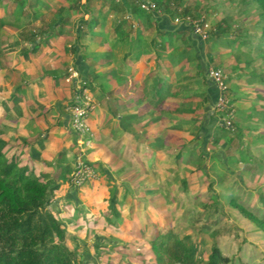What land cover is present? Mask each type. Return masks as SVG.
<instances>
[{"label":"trees","instance_id":"16d2710c","mask_svg":"<svg viewBox=\"0 0 264 264\" xmlns=\"http://www.w3.org/2000/svg\"><path fill=\"white\" fill-rule=\"evenodd\" d=\"M12 1L9 10L11 15H15V12L19 15L24 14V9L28 6L36 8L44 4L43 0ZM65 1L69 5L63 4L59 8L58 16L46 25L49 28L39 27L31 30L29 34L25 33L33 46H23L18 56L36 53L44 39L61 35L62 30L55 31L56 25L65 26L72 12H75L91 13L90 19L85 20L83 17L77 23L79 34L72 45V51L86 59L87 55L81 49L82 39L86 33L85 26L93 29L97 24H104L112 14L113 22L108 34L115 36L111 38V50L102 57L106 59V63H114L117 49L124 48V54L121 58L122 63L118 62L117 67L112 69L115 87L111 90H125L132 86L133 69L138 63L146 60L143 70L147 72L143 78L135 80L141 93L135 100V105L141 107L130 116L151 119L149 125L151 136L149 137V131H146L142 139L155 144L157 151L163 147L174 150L176 163L180 165L185 163L188 168L186 175L179 180L183 189L193 191L196 188L204 189L206 186L212 193V200L210 199L206 205H216L218 200L214 189L215 180L211 182L207 180L208 171L205 163L208 156L203 147L208 142L207 134L203 132L206 131L204 120L209 114L207 106L210 94L208 90L197 87L195 91L201 95V100L196 107H191V98L181 99L188 88L183 86V83L191 85L193 81L200 79L204 87L209 84L205 74L207 71L202 65L199 51L192 38V26L187 23L191 8L189 6L182 8L183 0H155L158 6L163 8V13L154 14L143 10L137 0ZM252 1L260 9L259 50L262 51H259L258 55L262 59V64L259 70H252L253 60L249 57L250 52L240 49L238 58L242 54L246 56L245 66H235L234 70H239L244 73L242 75L248 77L247 92L240 94H244L246 98L250 96L256 99L254 105L257 103L261 105L259 107L264 108V0ZM2 3L3 0H0V9ZM94 6H100L98 13L95 12ZM139 10L145 12V16H142ZM135 13L141 15V27L131 38L129 22ZM9 14L0 12V264H83L81 258L84 246L77 243L75 245L74 240L77 238L76 230L81 233L90 228L111 239L109 241L112 244L94 243L96 253L102 256L104 253L110 254L109 252L115 249L116 255L112 257L117 259V264H228L231 258L222 252L215 241L209 249L203 250L201 239H195L191 231H179L181 224L174 218L176 209L168 207L167 196L144 160H141L136 175H133L129 182L118 183L103 172L97 186L95 184L94 189L93 185L87 188L84 194V197H87L88 192L93 190L92 198L97 197L93 203V210L87 209L86 218H78L73 222L71 212L64 213L67 221L61 218L55 209L58 196L68 187H71L70 191L74 194H78L79 190L71 183L73 163L72 158L68 157V151L73 155L77 153L78 144L75 139L68 150H62L60 140L52 136V128L48 125L44 127L42 124L43 130L35 135L30 133L29 120H25L26 114L33 115L34 121L37 122L38 119L43 120L49 116L51 110L47 109L45 112L40 110L39 113L31 105H22V96L18 93L20 90H26L27 83H19L13 89L16 91L13 95L2 98L3 91L11 90V86L6 83V74L2 75L5 70L2 59L7 53L18 50L20 46L10 44L4 39V30L9 23L6 17ZM180 16L185 22L178 29V24L172 22ZM164 19L166 20L162 23ZM232 25L230 18L225 17L211 32L216 37L229 34L234 37L237 32L230 33ZM238 35L236 39H239L238 43L242 46L246 41H241L242 38ZM106 39L109 41V38ZM178 39L184 44L181 49ZM185 66L188 69L180 74ZM74 67H78V64L76 63ZM76 69L81 75L78 68ZM65 78H68L66 82L69 79L73 80L71 90H75L74 77L68 70L60 78L55 79V84L63 85ZM99 78L100 76L97 77ZM44 80L45 78L38 79L36 82ZM87 85L91 87L92 84L87 82ZM239 98L240 96L235 97ZM72 103L73 99L69 105ZM165 114H170L167 121L163 119ZM215 118L216 115L212 120ZM233 120L234 118L230 126L225 124L223 127L219 126L218 131L232 133L237 130L243 134L241 124L238 121L235 124ZM221 137L211 141L214 148L220 147ZM199 152L201 162H204L201 166H194L192 164L195 160L194 155ZM240 152L242 153V150ZM148 155H151V152L147 150L146 157ZM159 157H163V154ZM219 159L226 163L231 157L224 155ZM201 176L204 179V186H200ZM167 181L170 184L171 180ZM232 203L264 232V215L255 214L238 203L236 198L232 199ZM108 246L110 248L103 253ZM114 263L111 260L102 262Z\"/></svg>","mask_w":264,"mask_h":264},{"label":"rangeland","instance_id":"374dc122","mask_svg":"<svg viewBox=\"0 0 264 264\" xmlns=\"http://www.w3.org/2000/svg\"><path fill=\"white\" fill-rule=\"evenodd\" d=\"M3 1L6 2V4L4 2L5 6L13 4V1L10 0ZM32 1L33 0H31V2ZM47 4V7L40 4L41 7L45 6L43 9L46 15L42 13L38 15L37 12L32 16H30L31 14L28 16L25 15L24 17H19L18 15L8 16L7 21L9 24L12 23L15 32L5 29V41L10 42V40H14L15 35L16 37L22 38L23 33H26V31L23 30L24 27L32 25L40 26L42 24V18L50 20L56 17L57 8H59L58 0H48ZM186 6L191 8V15L187 17V20H196L203 17L210 24L209 38L202 42L198 39L196 42V48L199 51L202 65L207 71V73L205 72L206 78L211 80L208 74L209 68H218L223 72L225 81L228 85L227 95L229 94V102L220 106H218V102L215 103L213 107L208 105L210 106L207 110L209 113L208 118L204 120L206 131L203 133L207 134L206 138L208 142H210L209 144L208 142L205 143V146H203L208 156L205 163L208 171L207 180L209 182L215 180L214 189L217 193L216 198L218 203L213 206L206 205L210 202L212 193L204 186L203 176L200 177V186H204V189L196 188L193 191H185L183 189L179 180L186 175L188 168L185 163H182V165L176 163L173 156L174 150H170L168 153L170 157L169 162L173 167L171 171H166V175L158 162H156L155 166L152 164L149 165L150 162L146 159V161L149 162H147V165L151 173L157 177L163 193L167 196L168 207L170 209H176L174 218L176 222L181 224L179 231H191L195 239H201L203 250L209 249L215 241L222 252L231 258L228 264H264V232L232 203V199L236 198L238 203H241L255 214L259 216L264 215V108L263 106L262 108L259 107L261 105H257V103L254 105L256 99H252L250 96L246 98L244 94H240L247 92L246 83H248V77L242 75L244 73L241 71L234 70L235 66H245L244 61L246 56L242 54L240 58H238V51L240 49L244 52H250L251 56L249 57L253 60L251 69H260L262 64V59L258 55L259 51H262L259 50V45L261 43V26L258 25V15L260 9L252 0H183L182 8ZM46 8H48V10ZM161 10L163 11V8H161ZM225 17L230 18L233 24L230 33L237 32L242 38L241 41H246L242 46L238 43L239 39H236L237 34L234 37H231L230 34V36L223 35L222 37H216L212 34L211 31L215 29L216 24ZM179 18L181 19L182 17L180 16ZM112 22L113 18H110L107 25H110ZM140 24L141 22L139 19L134 21L130 20L129 29L131 37L136 35L138 28L141 27ZM11 34H13V36H10ZM114 36L110 33L107 34L106 37L113 38ZM177 42L180 49L184 47L181 39H178ZM71 43L73 45L74 42ZM20 48L21 46H19L18 50H20ZM92 48L96 49V46H92ZM71 49L69 50L71 51ZM89 49L93 50L91 46ZM118 52L120 54L119 56L124 54V50L118 49ZM14 54V52L7 53L2 59L3 66L11 71L8 73L12 78V80H8L11 87L15 81L18 82L21 78V74L24 72L22 70L26 69V67H22L20 62L16 63L14 59L11 60ZM71 54L70 52V55ZM193 63L195 65L196 61ZM239 63L240 65H238ZM67 64L68 63L63 64L62 69L67 67L69 70L70 67H74L73 61ZM23 65L25 66L24 63ZM45 66L46 68L48 67L47 64H45ZM98 66L101 68V63ZM186 69H188L187 66L181 69L180 74ZM85 80H88L87 82L89 84L94 81L99 84L103 78L100 77L97 79V76H95L94 78L90 77V79L88 78ZM68 83L71 90L73 80L69 79ZM96 86L97 85L94 86V84L91 87L89 86L91 93ZM183 86H187L188 88L181 96V99L189 97L191 98V107L198 106L201 95L197 93L195 89H197V87L201 89L204 88L202 81L196 79L191 85L185 82ZM242 87L245 88L242 89ZM92 96L95 104L93 110H95L97 103L93 93ZM239 96V99H235V97ZM226 108L233 110V123L236 124V121H238V123L241 124L242 130H244L243 134L237 130H234L232 133H223L221 130L218 131L219 126H224L228 114ZM165 115L170 116V114ZM214 115H216V118L212 120ZM87 122L90 124L89 118ZM251 129L254 130L251 131ZM203 133L201 134L205 136ZM93 135L87 153L89 160L94 164V161L90 158V151L94 146V132ZM220 136H222L219 142L220 147L216 149L213 147L211 141ZM77 139L78 137L76 135V141ZM229 139H231V141H229ZM198 144L200 145L201 143L199 142ZM240 150H242V153ZM199 154L200 152L194 155L195 160L192 162L194 166H201L204 162H201ZM242 154H245V156ZM224 155L231 157L228 161L227 159L225 160V162L227 161L226 163H223L219 159V157ZM71 156L72 154L69 157ZM94 166L97 177L87 181L81 186L78 190V194L72 193V191H70L71 187H68L58 196L59 200L56 202L55 209L58 210L59 215L65 221H67L64 218L65 211L71 212V214L73 213L72 216L76 221L78 218L84 219L87 217V209L93 210V203L96 201L97 197L92 198L90 191L87 197H84V194L86 189L89 187L91 188L92 185L94 189L95 184L97 186L102 178L98 167L95 164ZM136 169L138 170V167ZM129 171H132V168H130L128 172ZM169 176H171V179H169L171 182L170 184H166ZM76 234L77 238L74 240V244L76 245L77 243L84 246L83 257L81 258L83 264H102V262L106 260H111L112 263H118L117 259L112 257L116 255L115 249L111 250L109 252L110 254L104 253L110 248L109 246L104 249V255L99 256L96 253L94 243L112 244L111 241H109L111 239L106 238L103 233H98L90 228L85 231L83 230L81 233L76 230Z\"/></svg>","mask_w":264,"mask_h":264},{"label":"crops","instance_id":"0c3cea01","mask_svg":"<svg viewBox=\"0 0 264 264\" xmlns=\"http://www.w3.org/2000/svg\"><path fill=\"white\" fill-rule=\"evenodd\" d=\"M43 1V5L47 7L48 0ZM4 2L5 1L2 3L0 12L2 14L5 12L9 14L11 4L5 6L6 2L5 4ZM58 3L59 8L63 4L69 5V3L65 0H58ZM45 6L41 7L38 5L36 8H30L28 6L26 9H24V14L21 13L19 15L17 12H15V15L24 17L25 15L28 16L31 14L30 16H32L37 12L38 15L40 13L46 15L45 10L43 9ZM99 7L100 6H94L96 13H98ZM59 8H57L56 17L58 16ZM46 9L48 10V8ZM139 12L142 14V16H145V12L140 10ZM140 14L135 13L132 16V21L138 19L140 21ZM8 16H11V14ZM109 16L110 17H108L104 24H97L95 27H93V29H91V27L85 26L86 33L82 39L83 46L81 49L87 55L86 59L80 55H76V53L72 51L71 42L75 43L77 34H79L77 23L83 17L85 20L90 19L91 13L77 14L72 12L69 22L65 26L61 27L56 25L55 27V31L62 30V34L53 36L51 39H44L42 46L36 53H30L27 56L19 57L18 54L20 53V50H15V54L11 60L14 59L16 63L20 62L22 67H26V69L22 70L24 72H22L21 78L18 82L15 81L13 83L11 90L3 91V95L1 94L2 98L13 95L16 92L13 89L19 83H27L26 90H20V93H18V95L22 96V105H31L33 108L35 107L36 111L39 113L40 110L43 112H45L47 109L51 110V114L47 116L48 119H46L47 117L43 120L38 119L37 122L34 121L33 115L26 114L25 120H29L28 129L30 133L35 135L36 133L42 131V124L44 127H46V125L51 126L52 136L60 140V146L62 150H68L70 145H72L76 139V134L71 127L70 112L68 109L69 102L74 98V90H70L69 83L66 82L68 78H65V80L63 79V85H56L55 79L60 78L61 75H64L67 72V67L62 69L63 64H69L71 61H73L74 66H76V63L78 64V67L76 68H78V70L81 72V76L83 78L86 77L90 79V77L94 78L95 76H100L103 78L99 84H97L98 82L96 83L95 81L93 83L91 82V86H93V84L94 86L97 85L94 90H92L97 105L96 109L93 110L88 117L90 119L89 125L95 134L93 144L94 146L90 151V158H92L94 164L98 167L101 176L102 173L105 172L118 183L129 182L130 178L133 175H136V168L138 167L139 169L141 160L146 161V159H148L150 162L149 165L152 164L154 166L156 162L159 161L160 163L158 164L160 167H162L161 169H163L166 175V171L170 170L172 167L169 162L170 157L168 156V153L172 149L163 147L162 150L157 151L155 144H150L145 139H142V135H144L146 131H149L148 135L149 137L151 136L149 130L151 119H142L130 116L131 114L139 111V108L141 107V105H135V100L141 95L140 90L137 88V84H135V80L138 78H143L144 74L147 72L143 70L146 60L144 59L142 62L138 63L133 69L134 73L132 75V86L127 87L125 90H111L115 87V78L112 75V69L117 67L116 65H118V62L122 63L121 58L123 55L119 56L120 54L117 49L115 52L114 63H106V59L102 57L104 53L111 50L110 42L112 39L111 37L109 38V41L106 39L108 38L106 36L112 25V23L107 25V22L110 20V18H112V14ZM157 17L160 18L159 16ZM52 19L45 20L42 18V24L40 26L32 25L24 27L23 30L29 34L31 30L34 31L35 29H39V27L49 28L46 25L51 22ZM165 20L166 19L162 20V23H164ZM46 21L48 22L45 23ZM172 23L178 24L175 23V21ZM182 25L183 23H179L177 28L179 29ZM167 27L170 28L171 25H167ZM5 29L10 31L13 30L12 32H15L12 23H8ZM24 34L25 33H23L22 38L18 36L16 37L15 35L14 40H10V42H8L10 44H19L21 48L23 46H33L32 42L28 41V38H26L27 34H25V36ZM10 36H13V34ZM192 38L194 40L195 46H197L196 42L198 39L194 35ZM39 41L40 39L37 40V42ZM90 46L93 50L89 49ZM92 46H96V49L92 48ZM69 49H71V51ZM119 49L124 50V48L121 47ZM70 52L72 53L71 55ZM100 63L101 68L98 66ZM45 64L48 65L47 68ZM3 68L5 70L4 74L2 75L5 76L6 74V83L11 85L8 82V80H12L11 76L8 75V73L11 71L6 67ZM148 70H150V68ZM123 71H125V69ZM165 73L167 74V71H165ZM44 78V81L36 82L38 79ZM208 81V86L204 87L203 90H208V94H210V102L208 105L213 107L214 104L218 102L220 91L212 81L209 79ZM210 106H207V110ZM167 117L169 118L167 115L163 116L164 121H167ZM165 124L167 123L165 122ZM147 150L151 152V155L146 157ZM71 154L72 156L69 157ZM161 154H163V157H159ZM73 156V153L68 151V157L72 158V163ZM130 168H132V171L128 172ZM168 179H170V176ZM166 184H169L168 181ZM91 191L90 193L94 195V191ZM74 221L75 220L73 218V222Z\"/></svg>","mask_w":264,"mask_h":264},{"label":"built area","instance_id":"2783aa9c","mask_svg":"<svg viewBox=\"0 0 264 264\" xmlns=\"http://www.w3.org/2000/svg\"><path fill=\"white\" fill-rule=\"evenodd\" d=\"M85 1V0H83ZM140 7L154 14H162L163 11L158 6L155 0H137ZM185 20L179 17L175 18V23H183ZM192 26L193 35L201 42L209 38L210 24L205 18L196 20H188L187 22ZM70 74L74 77L76 88L74 90L73 103L69 105L70 122L72 129L76 133L78 139V151L73 159V172L71 183L74 187L80 188L87 181H90L97 177V172L94 164L89 160L87 151L91 145L93 138V131L88 124L87 120L90 113L95 108L94 99L91 91L87 85V81L82 78L75 67H70ZM209 77L212 82L218 87L220 91L218 106L228 103V85L225 81V77L221 69L209 68ZM81 78H80V77ZM228 114L224 122L225 125L230 126L232 124L233 110L226 108Z\"/></svg>","mask_w":264,"mask_h":264}]
</instances>
